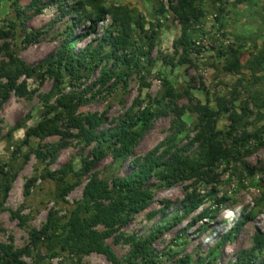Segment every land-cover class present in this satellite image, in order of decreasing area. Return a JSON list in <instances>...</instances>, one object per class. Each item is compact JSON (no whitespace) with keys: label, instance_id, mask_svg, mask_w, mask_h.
<instances>
[{"label":"rangeland","instance_id":"1","mask_svg":"<svg viewBox=\"0 0 264 264\" xmlns=\"http://www.w3.org/2000/svg\"><path fill=\"white\" fill-rule=\"evenodd\" d=\"M75 1L0 0V31L6 34L0 37V63L13 53L37 66L66 40L73 42L88 33L90 23L74 27L75 14L66 13ZM174 1L101 0L120 18L126 13L142 22L143 30L132 26L136 32L127 51L112 57L108 47H97L111 24L107 16L70 50L77 57L87 47H97V67L81 71V77L63 74L59 82L49 75L20 79L26 82L27 95L11 92L0 109V248L8 247L27 264H126L135 242L160 232L151 245L155 264L264 260V249L252 251L255 235L264 236V61L259 56L264 53V0H203L204 16L188 32L199 45L186 62L177 45L181 25L170 10ZM232 51L239 61L236 72L226 70ZM124 55L129 62L119 65L116 60ZM107 71L117 74L103 83L101 76ZM167 90L173 95L161 99ZM137 97L161 102L131 154L119 162L108 152L91 172L82 173L83 161L92 159L98 144H87L76 129L66 128L67 109L60 102L80 99L73 116L83 123L105 113L96 131L101 133L114 128ZM197 106L218 111L215 127L227 157L198 178L172 185L150 179L145 186L152 194L149 206L105 241L117 263L98 253L72 255L46 240L30 246L31 231L40 230L50 213L59 223L57 232L62 231L91 178L104 180L112 189L114 179L136 170L134 160L141 161L167 140L171 153L182 154L189 167L204 163L205 147L195 140ZM44 120L53 121L61 134L25 141L26 133ZM68 164L72 172L64 184L42 178ZM65 184L74 187L62 197ZM186 194L203 198L204 203L185 216ZM242 219L240 230L230 234ZM95 230L105 228L99 225Z\"/></svg>","mask_w":264,"mask_h":264},{"label":"trees","instance_id":"2","mask_svg":"<svg viewBox=\"0 0 264 264\" xmlns=\"http://www.w3.org/2000/svg\"><path fill=\"white\" fill-rule=\"evenodd\" d=\"M60 3L65 0H56ZM75 1V0H74ZM203 0H175V4L170 6L172 14L181 25V37L177 41L178 47L183 51L182 59L188 61L187 57L195 51L194 42L189 35L192 25L200 22L204 12L200 7ZM59 9H63L60 4ZM89 9V11H87ZM75 14L73 26L90 23L88 33L79 37L73 42L66 40L58 52L51 55L37 66H30L22 61L17 55L8 53L6 60L0 63V77L4 79L0 83V109L9 98L11 92L20 97L27 95L25 81H20L23 77L31 79L37 75H49L56 82L62 79V75L81 77L80 72L99 65L97 54L99 47H108L110 55L118 51H127L131 44L132 35L137 29L143 30L142 22H134L133 18L124 14L122 18L117 16L111 8H105L101 0H76L75 4L66 12ZM65 14V13H64ZM110 17L111 24L104 31L103 36L97 43L95 49L90 50L87 47L81 51L77 57L71 56L70 50L79 39L87 38L100 25L106 17ZM67 29H71L70 26ZM6 36L0 31V37ZM69 37V33H68ZM233 60L228 64L226 70L237 71L239 61L236 52L232 51ZM261 62L264 61V53L259 54ZM124 55L116 60L119 65H123L129 60ZM259 62V63H261ZM258 63V64H259ZM116 72L107 71L101 76V82L105 83L116 75ZM173 94L167 90L161 97L165 99ZM80 99H71L67 102H60L64 109H67L66 128L76 129L78 136L84 138L87 144L97 143L98 147L92 152V159L83 161L82 173L91 172L97 163L109 152L114 161L123 162L131 154L133 148L138 144L144 133L149 129L151 122L157 115L156 108L160 100H141L140 97L134 99L132 104L124 111L119 118L116 126L106 132L97 133V129L103 123L105 113L98 116L92 115L86 118L85 123L73 116L77 109ZM193 112L198 116L199 131L195 140L205 147V162L196 167H189L186 159L177 151L171 153L169 140L155 147L144 158L134 160L133 164L137 167L134 172L125 178H116L112 182V189L104 180L96 177L86 184L83 191V199L72 210L69 221L61 232L59 223L50 213L46 224L40 230H32L30 233V246L37 247L41 241H48L50 244H58L62 251L76 256H84L90 253L104 255L109 261L117 263V257L112 249L106 244V240L113 236L115 231L126 225L131 217L144 211L152 200L150 190L145 187L146 183L154 178H158L166 185H172L176 182H182L191 178L205 175L217 161L227 157L226 151L219 142V133L215 127V118L218 111H214L206 106H197ZM53 121L44 120L33 129L26 133V139L30 137H43L50 135H60V130L52 124ZM40 157V154H38ZM72 172L71 165L58 172H47L43 179L62 182ZM74 185L65 184L62 187L61 196L63 197L73 189ZM220 200L218 203L223 204ZM186 203V204H185ZM204 203L203 198H198L193 194H186L185 216L193 213ZM200 217L199 219H202ZM181 218H177L180 220ZM245 223V219L240 220L231 233L240 230ZM102 225L105 230L97 232L95 228ZM53 233V234H51ZM160 232L149 236L144 240H139L132 245V249L125 259L126 264H155L156 259L152 256L151 245L157 239ZM229 237V236H228ZM227 237V238H228ZM264 249V236L257 233L254 237L253 252ZM0 264H27L20 255L14 253L8 247L0 248ZM264 264V260L260 262Z\"/></svg>","mask_w":264,"mask_h":264},{"label":"built area","instance_id":"3","mask_svg":"<svg viewBox=\"0 0 264 264\" xmlns=\"http://www.w3.org/2000/svg\"><path fill=\"white\" fill-rule=\"evenodd\" d=\"M194 45H197L198 46L199 45V42H194Z\"/></svg>","mask_w":264,"mask_h":264}]
</instances>
